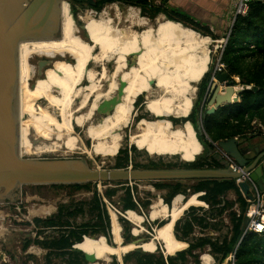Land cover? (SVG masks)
Segmentation results:
<instances>
[{
  "label": "bare ground",
  "instance_id": "obj_1",
  "mask_svg": "<svg viewBox=\"0 0 264 264\" xmlns=\"http://www.w3.org/2000/svg\"><path fill=\"white\" fill-rule=\"evenodd\" d=\"M66 2L68 1L61 2L60 39L24 41L19 46V104L22 95L29 91H31L29 106L33 107L39 102V97L35 94L36 86L33 89L30 86L37 73V67L30 61L33 55L51 59L57 56L65 58L74 52V47L68 46L66 41L76 38L84 43H91L86 26L84 32L88 38L81 39L78 37L81 29L77 27L75 20L69 15L65 20L63 5ZM123 6L126 11L123 10ZM99 12L101 14H98L101 18L98 22L101 33L100 49L87 48L85 68L81 70L68 93L56 95L55 103L45 111L44 122L37 120L38 107L32 108L27 117L19 107L22 155L27 157L24 153V139L30 141L33 146L43 142L44 139L56 143V149L47 154L64 149L67 153L81 152L91 159L98 157L103 149L109 151V157L106 159H114L121 150L127 149L124 148L127 142L130 144L127 147L136 146L138 151L146 152L150 157L175 158L185 163L194 162L196 159L180 151L186 152L197 147L198 135L195 126L190 121L174 122V120L187 117L194 108L198 86L211 65L213 41L208 37L198 39L197 36L200 34L189 35L191 30L184 26L181 27L185 29L186 39H183V42L170 41L169 30L178 24L161 12L154 18H142L139 7L117 2ZM185 43L187 46L183 47ZM115 56H118V61L110 70L108 67ZM58 65L73 64L64 59L54 61L51 68L45 69L43 78L35 79V85L45 79ZM70 78L69 87L73 81V77ZM121 83H124V88L120 101L112 108L110 114L96 120L101 103L115 97L121 88ZM140 96L143 97L144 110L148 114L147 117L137 121L135 130L128 134L126 129L133 125L138 112L135 103ZM33 99L37 102L33 103ZM172 108L176 111H172ZM27 120L36 122V131L40 137L31 129L32 123H27ZM77 127L84 129L90 145L86 144L77 133ZM32 132L40 140L37 144L30 139ZM67 139L75 143H66ZM175 200L186 208L182 194L176 196ZM42 209V212L49 211ZM109 215L112 237L116 245H110L104 236L90 238L83 245L87 248L101 247V250H114L115 255L101 253L94 255L97 259L94 264H99L101 261L109 263L112 257H117L121 264L124 263V255L132 245L123 243L121 219H126L135 226L134 236H140L142 231L146 232L144 228L146 218H132L128 213L113 210H110ZM147 219L153 222L150 213ZM140 229L144 230L140 231ZM154 230L152 239L146 240L144 244L148 251L143 250L153 253L158 247L162 248L164 254L173 252V244L168 243V247L161 245L164 238L166 240L169 238L168 229L154 227ZM80 250L85 252L83 248ZM202 261L203 264H211L213 259L210 256Z\"/></svg>",
  "mask_w": 264,
  "mask_h": 264
},
{
  "label": "trees",
  "instance_id": "obj_2",
  "mask_svg": "<svg viewBox=\"0 0 264 264\" xmlns=\"http://www.w3.org/2000/svg\"><path fill=\"white\" fill-rule=\"evenodd\" d=\"M96 5L89 7L92 10L100 11L105 5L110 3H120L122 5H130L141 8L142 12L149 10L152 15L159 12H164L165 15L173 22L180 24L196 34H203L207 37L218 39L214 36L208 27L202 26L194 21L190 16L179 12L178 10H169L166 8L165 0L160 1V6L155 5L156 0H94ZM73 14L77 17V9L83 4H78L69 1ZM85 6V5H83ZM165 8L166 10H164ZM222 63L225 65V73L229 78L238 77L240 79V86L244 87V91L238 95V100L235 103L220 107L212 115H207L205 112L202 117L203 134H199L196 126V113L199 111L204 97L207 93L210 84L211 75L214 68V62L211 63L209 71L198 86V99L195 102L189 120L195 126L198 139L206 154L213 152L212 155L205 157L198 156L192 163H184L177 166L176 163H164L163 161L156 163L151 162L149 166L137 167L138 169H223L225 168L219 160L218 154L215 152L213 143L227 140L230 138H238L240 141H247L248 135H256L264 133V0L253 1L249 5V11L246 16H239L236 18L227 44L224 48ZM65 85L66 91L58 92L53 90L51 95L44 100H40L33 108H41V113L48 110L55 102L56 95H64L70 84V76L65 75L64 72L60 75ZM70 78V79H69ZM232 80V79H231ZM231 85L236 86L232 81ZM253 87L257 88L254 91ZM41 93V91H40ZM139 103V102H138ZM206 105V104H205ZM40 113V112H39ZM46 119V115H39L38 118ZM40 120V119H39ZM184 120L175 119L174 122ZM256 121L260 123L263 130L256 128L252 123ZM251 136V138L253 137ZM39 147V146H35ZM40 148V147H39ZM132 148V147H131ZM125 154L127 160V149L121 150L119 154ZM34 156H39L35 154ZM127 161L118 163L114 169H126ZM135 168V169H137ZM185 182H193L192 185L187 186ZM106 184V183H104ZM112 184V183H111ZM126 184V183H115ZM91 183L84 185H52V187L64 188L69 187L73 191L89 189ZM155 188L160 191H167L163 197L166 205L171 206L173 199L182 194L186 199L193 195L203 193L199 197L201 202L208 205L206 210L203 207L191 206L183 218L178 220L174 227V235L178 241L188 242L189 246L177 249L175 256L165 257L160 249L154 253H132L127 254L123 261L129 264L131 259H136L137 264H201L200 255L209 249V254L217 256V264H224L226 258L235 251V264H264V232L262 234L256 232H248L244 234L247 217L246 212L250 205L247 199L239 190L236 181L234 180H185V181H171V182H156ZM233 191L237 195L235 202H228L225 200V194ZM109 198L113 197L116 192L109 191L106 193ZM89 210L94 214L95 220L92 218L89 222H83L75 225L71 221L64 219L73 214H83L84 208L78 207L74 209L67 208L66 205L58 209L56 215L51 216L45 220L35 219L36 223H42L48 227H56L57 224H65V230L61 232L56 238L47 242L46 245L52 251H58L63 255H71L75 258L77 264H88L83 254L76 253L73 247L84 241L86 237L90 236H104L109 244H111V221L105 209L102 208L98 194L94 193V198L90 202ZM201 203V205H204ZM230 203V204H229ZM236 203H240L239 212H230L232 228L230 233L223 236L221 239L214 238L209 234L211 229L216 231L218 225L211 222L212 219L222 218L227 210L235 207ZM150 202H143L145 209L149 208ZM124 211H136L137 206L134 204L132 194L129 189L124 192L123 199ZM67 208V209H66ZM94 220V221H93ZM123 230L126 231L123 235L124 242L131 243L134 237L130 234V223L121 219ZM166 222L158 223V226L165 225ZM201 229L203 236L193 238L195 228ZM216 233V232H215ZM32 243L39 245V240H34ZM30 242L24 248L29 246ZM179 251V252H177ZM220 256V257H218ZM79 259L81 262H79ZM73 264V263H72ZM113 264H119L115 259Z\"/></svg>",
  "mask_w": 264,
  "mask_h": 264
},
{
  "label": "rangeland",
  "instance_id": "obj_3",
  "mask_svg": "<svg viewBox=\"0 0 264 264\" xmlns=\"http://www.w3.org/2000/svg\"><path fill=\"white\" fill-rule=\"evenodd\" d=\"M69 2V1H68ZM66 2L64 3V18L65 20L68 19L67 16H71L73 20H75L76 24L79 27L80 24H83L86 26L88 35L90 37L91 43H84L80 39L74 38L73 40H68L67 45L68 46H73L74 47V52L70 53L71 56H66L64 59L66 61H69L73 65L71 66H63V65H58L56 69L53 72H50L45 79H42L37 85L35 89V94L36 96L39 97L40 100H44L45 98H48L51 95V92L53 90L58 91V92H64L67 89V86L65 85L64 81L61 78V74L64 72L66 75H69L70 77H73V81L71 86L69 87L71 89L72 85L74 84V81L78 77L79 73L81 72L82 69L85 68V61L87 59V54L85 53L87 48H93V49H100L99 48V39H100V31L98 29V22L101 18H99L101 15L99 11L92 10L89 8L87 5L79 6L77 9V17L73 14L71 10L70 4ZM115 3V2H114ZM113 3L105 5L101 11L106 8V6H109ZM160 1H155L156 6H160ZM128 6V5H127ZM74 7H72L73 9ZM124 11H126V8L123 6L122 7ZM141 10V8H139ZM166 10L165 8H163ZM160 13V12H159ZM162 13V12H161ZM164 13V12H163ZM165 14V13H164ZM141 15L142 18H154L156 15H152V13L147 10L145 12H142L141 10ZM165 16V15H164ZM79 22V23H77ZM204 26V25H203ZM79 29V28H78ZM193 31L191 30L189 32V35H193ZM78 37L81 39H85V32L80 31L78 32ZM187 35H185V29L182 28L181 26H172V29L170 28L169 30V37L168 39L170 41L175 42H183V39H186ZM203 37H207L203 34H200L197 36L198 39H201ZM210 40H212L211 37H208ZM213 41V40H212ZM224 40L222 38L217 39L216 42H213L212 46V62L215 63L216 61V56L219 52L220 46L223 44ZM186 44V43H185ZM187 44L183 47H186ZM105 48V47H103ZM155 54V53H154ZM199 54H196V56ZM45 57H40L33 55L32 58L30 59L32 65L37 67V61L42 60ZM75 58V60H74ZM153 58V57H152ZM59 56L53 59V61L59 60ZM118 61V56H115L111 62L110 65L114 66V63ZM109 65L108 68L110 70L112 67ZM52 66H48V68H51ZM39 78L38 76H35L34 80L30 82L32 84L35 82V79ZM43 78V77H42ZM111 80V79H110ZM86 83V82H85ZM68 88V92L70 89ZM41 91V93H40ZM67 92V93H68ZM31 98V91H29L26 94H23L20 100V110H22V113L25 114V117H27V114L32 110L33 107L29 106V100ZM197 99H198V92H197ZM197 99L195 101H197ZM139 102V103H138ZM144 100L143 97H139L137 102L135 103V106L138 109L137 115L134 118L133 125L128 127L126 129V133H131L132 131L135 130V123L145 117H147V114L144 110ZM41 108H38V111L40 112L39 115H45V113H41ZM172 111H176V109L172 108ZM205 112V110H204ZM192 113V112H191ZM191 113L183 118V119H178V120H184V121H190L189 118L191 116ZM201 115V107L199 111L196 113V118L197 115ZM99 116L102 117L101 114H98L96 117V120L99 119ZM29 117V116H28ZM149 118V116H148ZM41 122H44V119L39 117ZM38 118L37 120L40 121ZM27 123L31 122V129L34 130V132L37 134L36 131V122L27 120ZM191 122V121H190ZM24 133V129L22 130ZM77 133L81 136V138L86 142V144L90 145V140L86 138L85 136V131L84 129L77 127ZM39 137L40 135L37 134ZM34 133L32 132V135L30 136V139H36ZM42 138V137H41ZM22 140L23 135H22ZM44 139V138H43ZM197 147L194 150H188V151H180V153L188 154L194 159H196L198 156L205 157L207 154L205 150L203 151L202 149V144L200 145L199 139L197 138ZM24 143V153L25 155L29 158H38V159H44V160H71V159H81L85 160L90 168L97 169L100 168L101 170H113L114 167L118 163H124V161H127L128 165L127 168L135 169L137 167H145L149 166L151 162H156L159 163L163 161L164 163H176L177 166L183 165L185 162L179 161L177 159H168V158H160V157H150L146 152L143 151H138L136 146H131L127 147L130 144L126 142L125 147L127 148V160L125 159V154H118L114 159H106L109 157V151L108 150H101L99 152L98 157L91 159L87 155L82 154L81 152H66L67 150H60L56 153L52 154H47L49 152H52L54 149H56V143H51L48 140L44 139L43 142L39 143L35 147L31 144L30 141H26V139L23 140ZM66 143L69 144H74L75 142L73 140L67 139ZM179 151V150H178ZM35 154L39 156H34ZM41 155V156H40ZM138 169V168H137ZM141 169V168H139ZM91 187L89 189H82V190H77L73 191L69 187H64V188H57V187H52V185H47V186H24L22 187L21 190V195H20V202H12L11 204H0V264H77L75 261V258L72 257L71 255H63L60 254L58 251H52L49 249L46 245V243L51 241L52 239L56 238L61 232L65 230L63 226L65 224L58 225L56 227H48L47 225H43L42 223H36L35 219L38 220H45L47 218H50L51 216L56 215L57 211L61 206L66 205L67 208H72L74 209L75 207H83L84 212L83 214H73L74 216H69L68 218L64 220L71 221L73 225L83 223V222H89L92 218H94V214H92L89 210L90 202L94 198V193L98 194V198L101 200V195L100 192L102 191L106 199L115 207L117 211L124 212L123 210V199H124V192L126 190V184H115V183H91ZM187 186H190L193 184V182H185L184 183ZM100 185V188H99ZM68 186V185H66ZM130 188V187H129ZM131 189V188H130ZM129 189V190H130ZM134 191V196L139 200L142 206L141 209L147 215L149 216V213L153 216V221L155 224L153 225V228L159 227L158 223L159 222H166L165 225L160 226V227H165L168 229L170 233V238L166 240V238L163 239L164 242H162L161 245L167 246L168 247V242H172L171 244L176 246V249L180 248H186L187 244L184 242H180L175 238L174 235V227L175 224L178 220L184 217L185 213L182 214V216L179 217V215L186 209L184 206H181L175 198L173 199L172 206L169 208L168 205L163 202V197L167 194V191H160L157 188H155L154 183L152 182H137L136 185L133 186ZM115 191L116 194L109 198L107 196V192ZM131 192V191H130ZM225 194V200L228 202H234V200H231V197ZM185 197V196H184ZM133 199V195H132ZM187 202H191L194 204L199 203V199L197 198V195H193L190 198L186 199ZM143 202H150L151 205L149 208L145 209L143 207ZM14 203V204H13ZM18 203H21V213L17 212V206ZM230 204V203H229ZM102 206V204H101ZM198 207V206H197ZM42 208L48 209L49 211L42 212ZM66 208V209H67ZM103 209H105V206H102ZM141 209L137 208L138 211H129L127 212L128 215H130L132 218H142V213ZM106 210V209H105ZM236 210V207H233L228 211V214L225 213L222 218H215L212 219L211 222L216 223L220 228H217L216 231H213L211 229V232L214 238L221 239L223 236H226L230 233V229L232 228V222L230 218V212ZM138 214H137V213ZM186 212V211H185ZM141 214V215H140ZM110 217V216H109ZM173 220L177 219L176 222L168 221V220ZM93 220V221H94ZM126 220V219H124ZM111 221V220H110ZM127 221V220H126ZM150 221V220H149ZM128 222V221H127ZM144 228L146 229V232L142 231L144 229H140L142 231V234L140 236H134L135 234L134 229L135 226L130 223V234L133 237H136L134 240H139L138 243H134V240L131 243L132 248H129V250L125 253L124 257L127 254H132L137 253L136 249L142 248L148 251V249L144 246L145 241L148 239H152L153 236L149 234L152 233L151 229H149V224L146 222L144 224ZM197 230L198 234L201 230L199 228H195V231ZM149 231V232H148ZM216 232V233H215ZM111 236H112V224H111V230H110ZM126 231L123 230V235H125ZM216 235H215V234ZM154 233H152L153 235ZM195 234V233H194ZM194 234L192 235L193 238H198L194 237ZM92 237H100V236H90L86 237L84 241L80 244H77L75 248L81 249L83 248L85 252L89 254H93L97 256L98 254H104V255H115L114 250H101V247L98 248H87L85 247L84 242ZM201 237V235L199 236ZM34 240H39L40 244H34L32 241ZM27 241L30 242L29 246L27 248H24V246L27 244ZM123 243L124 238H123ZM126 244V243H125ZM126 244V245H127ZM110 245H116L113 237H111V244ZM74 248V247H73ZM160 249V251H163L162 248L156 247V251ZM208 250V249H207ZM206 250V251H207ZM205 253L209 254V251ZM172 254H176V252H170L168 254H165L166 256ZM205 254V257H199L200 261L201 259H208L210 256L211 258L214 259L215 264H217V256L214 257V255L209 254L208 256ZM164 255V256H165ZM175 256V255H174ZM220 257V256H218ZM114 259L121 264L119 259L117 257H112L111 262L106 263L104 261H101L99 264H113ZM79 262L81 260L79 259ZM125 264V263H123ZM129 264H137L136 259H131ZM202 264V261H201Z\"/></svg>",
  "mask_w": 264,
  "mask_h": 264
},
{
  "label": "water",
  "instance_id": "obj_4",
  "mask_svg": "<svg viewBox=\"0 0 264 264\" xmlns=\"http://www.w3.org/2000/svg\"><path fill=\"white\" fill-rule=\"evenodd\" d=\"M66 1L88 7L96 5L94 0ZM61 2L62 0H0V204L20 202L24 186L240 179L241 174L233 173L226 162H221L225 167L223 169L101 170L90 168L88 163L81 159L44 160L23 156L19 135L18 50L24 41L60 39ZM168 2L169 0H165V3ZM79 28L85 30L83 24H80ZM85 38H88L87 34ZM53 62V59L48 57L38 60L36 76L44 77L45 69L53 66ZM30 86L33 89L36 86L35 82ZM123 88L124 83H121L118 94L110 100H104L97 113L110 114L112 108L120 101ZM208 89L203 100L207 103L205 109L207 115L214 114L222 106L237 102L238 95L244 91V88L239 86L234 90L226 73L217 75ZM253 89L257 91L256 87ZM32 102L36 103L37 100L33 99ZM202 117L203 114H198L196 119L199 134L204 133ZM31 140L34 144L40 141L38 138ZM262 141L264 138L261 143ZM240 143L238 138H230L219 141L217 147L234 159L244 172H251L252 180L261 191H264V173L259 164L264 158V152L261 153L255 144L248 143L243 146ZM212 154L213 152L208 153L209 156ZM237 186L246 199L253 200V187L248 182L240 181ZM138 242L139 240H134V243ZM73 250L83 254L88 264L97 261L94 255L87 254L75 246ZM136 252L149 253L142 248L136 249Z\"/></svg>",
  "mask_w": 264,
  "mask_h": 264
},
{
  "label": "built area",
  "instance_id": "obj_5",
  "mask_svg": "<svg viewBox=\"0 0 264 264\" xmlns=\"http://www.w3.org/2000/svg\"><path fill=\"white\" fill-rule=\"evenodd\" d=\"M253 1H260V0H237L236 1L235 5H234V11L232 13L233 16H232L231 25L228 29L226 36L223 38V40H224L223 44L220 46V48H218L219 52L216 56V61L214 63V68H213V72L211 75L209 86L215 81L217 75L225 73L226 67L222 63L221 59H222L224 48H225L227 41L229 39L231 29H232L233 24H234L237 17L246 16L248 14L249 5ZM231 79L229 78L231 83H232V81L236 83V86L232 85L234 87V90H237L238 86L242 87L239 85L240 79L238 77H232ZM242 88H244V87H242ZM204 110H205V108L203 105L201 108V114L204 113ZM252 125L256 128L263 130L262 125L256 121H254L252 123ZM213 145L215 147L216 154H218V156H219L220 161L223 163L226 162L229 165V167L233 173H240L241 174L240 179L236 180V184L240 181L241 182L246 181L253 187V197L254 198L252 201H249L247 199V201L250 203V205H249L247 212H246L247 222H246L244 234H246L248 232H256V233L262 234L264 232V191H261L258 188L256 182L254 180H252L251 172H244L243 169L234 161V159H232L231 157L226 155L221 149H219L217 147V143H213ZM128 169H131V168H128ZM99 184L101 185V183H99ZM136 184H137V182L126 183V187H127L126 190L131 188L130 191H131V194L133 195V202L137 206L138 209L139 208L141 209L140 206H142V205L139 202V200H137V198L134 196V191L132 190L133 186ZM100 185H99V188H100ZM100 195H101V200H102L101 204H102V206L103 205L105 206V209H106L108 215L110 214V210L120 212V211H117L115 209V207L106 199V197L104 196L102 191L100 192ZM18 205L19 206H17L16 211L21 213V209H22L21 203H18ZM204 207L206 209L209 208L208 205L204 206ZM127 212H129V211H124V212H120V213H127ZM141 213H142V215L141 214L140 215L143 218H146V222L149 224V229H151V231H153L152 233H155V230H154L153 225H152V224H155V222L154 221L150 222L149 219H147L145 213L142 211V209H141ZM237 213H240L238 209H237ZM152 233L149 232V234L151 236H152ZM224 264H235V251L226 258V260L224 261Z\"/></svg>",
  "mask_w": 264,
  "mask_h": 264
},
{
  "label": "crops",
  "instance_id": "obj_6",
  "mask_svg": "<svg viewBox=\"0 0 264 264\" xmlns=\"http://www.w3.org/2000/svg\"><path fill=\"white\" fill-rule=\"evenodd\" d=\"M157 1H161V0H157ZM236 1L237 0H169V2L166 3V8H168L169 10L175 9V10H178L179 12H181L183 14L190 16L194 21L198 22L202 26L204 25L205 27H208L215 37L217 36L218 39H220V38L223 39L226 36L228 29L231 25L232 16H233L232 13L234 11V5H235ZM162 14L164 15L163 12H162ZM180 26H182V25H180ZM212 40H213V42H216L217 39L212 38ZM207 72L205 73V75L207 74ZM251 136H253V135H248V138H250V139H248L247 141H240L239 140L241 142L240 144L243 146L245 144H248V143L255 144L256 148H259L261 153L264 152V141H262V143H261L262 138H264V133H260V134H258V136L254 135L252 138H251ZM259 164H260V166H262L263 173H264V158L260 161ZM263 177H264V175H263ZM196 195H197V198L199 199V197L202 196L203 193L196 194ZM228 196L231 197V200H234V202L237 200V195L233 191H230V194H228ZM184 199H185V203H186V209L179 215V217L177 219H179L182 216V214H184L185 211H187L191 206H195V207L199 206V207H203V208H205L204 206H207V204H205L204 202H201L200 200H199V203L197 205V204H194L191 202L188 203L185 197H184ZM163 202H164V200H163ZM201 203H204V205H201ZM171 206H168V207L170 208ZM235 207H236V210L239 209L240 203H236ZM177 219H173V220L171 219L168 221L176 222ZM209 234L213 235L211 231L209 232ZM200 235L203 236L202 234H200V232L198 234V232L196 230L194 237H199ZM169 239H171L170 233H169ZM191 240L193 241V239H191ZM191 240L188 242H184L187 244V247L189 246V243L191 242ZM180 242H182V241H180ZM168 243L171 244L172 242H168ZM186 248H184V249H186ZM184 249L179 250V251H183ZM176 250H177L176 246L174 245L173 253L176 252ZM179 251H177V252H179ZM207 251H209V249ZM205 254H207V253L201 254V257ZM173 255H175V254H173ZM207 255L210 256L209 254H207ZM201 261H202V259H201ZM202 264H203V261H202ZM211 264H215L214 259L211 262Z\"/></svg>",
  "mask_w": 264,
  "mask_h": 264
},
{
  "label": "flooded vegetation",
  "instance_id": "obj_7",
  "mask_svg": "<svg viewBox=\"0 0 264 264\" xmlns=\"http://www.w3.org/2000/svg\"><path fill=\"white\" fill-rule=\"evenodd\" d=\"M66 12H64V14H65ZM37 64V63H36ZM112 68H113V66L112 65H110ZM110 69V68H109ZM65 74V73H64ZM66 75V74H65ZM208 91V90H207ZM205 96H207V94L205 95ZM205 98V97H204ZM55 103V102H54ZM206 104V105H205ZM204 105V108L206 109V106H207V103H206V101H204V102H202V105H201V108H202V106ZM49 107V106H48ZM105 115H102V117H104ZM101 116H99V119L100 118H102ZM136 211H138V210H136Z\"/></svg>",
  "mask_w": 264,
  "mask_h": 264
}]
</instances>
